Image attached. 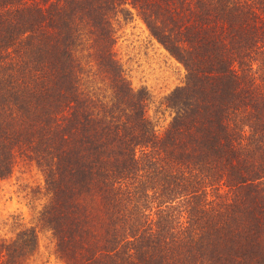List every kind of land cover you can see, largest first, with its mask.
Masks as SVG:
<instances>
[{
	"label": "trees",
	"instance_id": "obj_1",
	"mask_svg": "<svg viewBox=\"0 0 264 264\" xmlns=\"http://www.w3.org/2000/svg\"><path fill=\"white\" fill-rule=\"evenodd\" d=\"M140 19L183 69L150 115L116 52ZM41 171L25 264H264V0H0V178Z\"/></svg>",
	"mask_w": 264,
	"mask_h": 264
},
{
	"label": "rangeland",
	"instance_id": "obj_2",
	"mask_svg": "<svg viewBox=\"0 0 264 264\" xmlns=\"http://www.w3.org/2000/svg\"><path fill=\"white\" fill-rule=\"evenodd\" d=\"M117 32L115 48L125 73L135 88H148L152 96L149 113L161 127L168 119L163 95L181 82L184 69L140 19L133 18ZM41 184V171L26 162H20L10 175L0 178V238H8L20 223H35L44 198L42 190H37ZM25 264H64L54 255L49 232H39L38 248Z\"/></svg>",
	"mask_w": 264,
	"mask_h": 264
}]
</instances>
